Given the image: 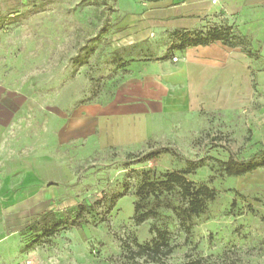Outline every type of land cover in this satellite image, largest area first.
<instances>
[{"label": "rangeland", "instance_id": "rangeland-1", "mask_svg": "<svg viewBox=\"0 0 264 264\" xmlns=\"http://www.w3.org/2000/svg\"><path fill=\"white\" fill-rule=\"evenodd\" d=\"M140 1L0 0V264H264V165H223L264 148V32L222 29L244 63L217 87L180 81L126 106L151 64L180 59L172 34L124 24ZM189 167L214 191L204 210L135 222L143 175ZM82 201L93 207L77 216ZM158 230L171 251L136 253Z\"/></svg>", "mask_w": 264, "mask_h": 264}, {"label": "crops", "instance_id": "crops-1", "mask_svg": "<svg viewBox=\"0 0 264 264\" xmlns=\"http://www.w3.org/2000/svg\"><path fill=\"white\" fill-rule=\"evenodd\" d=\"M212 1L143 0L133 4L137 14L125 19L124 24L128 25L131 31L144 27L155 36L179 31L205 32L226 27H238L254 35L264 32V0ZM179 52L180 59L174 64L170 60L151 64L156 69L154 74L144 75L143 90L133 95L121 92L118 101L122 98L126 106L137 104V98L157 102L158 98H162L177 84L176 82L186 80L192 82L187 87L215 88L218 86L216 74L219 71L230 72L232 68H236L239 61L244 63L243 55L238 53L237 48L226 46L220 40L186 46ZM134 79L137 81V78ZM8 159L0 156L4 163L9 162ZM4 163H1L3 167L6 166ZM5 169L3 174L6 176L9 172ZM0 231H4L3 224H0Z\"/></svg>", "mask_w": 264, "mask_h": 264}, {"label": "trees", "instance_id": "trees-1", "mask_svg": "<svg viewBox=\"0 0 264 264\" xmlns=\"http://www.w3.org/2000/svg\"><path fill=\"white\" fill-rule=\"evenodd\" d=\"M172 36L179 39L176 46L178 49H183L186 46H194L205 44L215 40H222L223 43H228L223 34L222 29L213 28L205 32L202 31H179L174 32ZM160 151H152L144 158H156ZM224 171L227 175H241L258 166L264 165V148L253 152L247 159L235 160L229 157L223 162ZM191 170V167L180 171H167L164 173H148L143 175L140 185L137 187L134 202V219L135 222L141 223L148 217L158 215L160 208H170L175 213H185L187 216L198 215L206 206L208 200L213 199L214 191L204 184L196 185L185 177V174ZM174 194H176L181 204L174 203ZM121 195V194H119ZM92 204L80 202L69 208L78 209L77 216L81 215L84 210L92 208ZM53 212H47L42 218L50 215H55ZM38 223V220L28 226L29 230H33ZM61 221L55 222L52 228L57 227ZM136 253H146L153 260L165 255L171 251L167 239L158 230L157 236L150 244H137Z\"/></svg>", "mask_w": 264, "mask_h": 264}, {"label": "built area", "instance_id": "built-area-1", "mask_svg": "<svg viewBox=\"0 0 264 264\" xmlns=\"http://www.w3.org/2000/svg\"><path fill=\"white\" fill-rule=\"evenodd\" d=\"M215 1L216 0H213L212 2H215ZM22 264H32V262L29 259H27Z\"/></svg>", "mask_w": 264, "mask_h": 264}]
</instances>
